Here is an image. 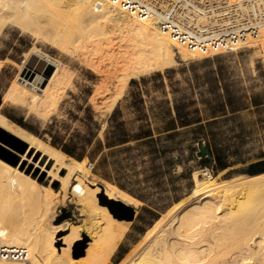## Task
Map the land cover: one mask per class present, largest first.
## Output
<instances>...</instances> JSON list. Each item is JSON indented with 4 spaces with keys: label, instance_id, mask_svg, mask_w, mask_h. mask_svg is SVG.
<instances>
[{
    "label": "bare ground",
    "instance_id": "1",
    "mask_svg": "<svg viewBox=\"0 0 264 264\" xmlns=\"http://www.w3.org/2000/svg\"><path fill=\"white\" fill-rule=\"evenodd\" d=\"M244 1L239 0L240 4ZM206 13L189 16V25L200 29L214 25V20L209 24L202 19ZM251 16V21L256 22L264 17V0H254ZM242 22L239 18L234 25ZM7 24L27 29L36 40L50 44L62 56L100 75L101 87H111L113 91L108 110L130 79L174 62L175 52L182 59L194 58L182 47L173 51L169 38L106 0H0V35ZM248 44L259 45L264 62V35ZM29 48L18 66L22 75L6 88L3 99L28 111L40 109L45 119L58 106L72 74L61 60L51 58L38 47ZM32 56L43 61L42 67L28 68ZM0 128L27 144L20 166L0 159V193L6 194L0 199L1 242L24 247L28 264H107L133 221L139 200L112 184L103 186L88 180L91 172L84 160L43 145L1 112ZM0 145L9 148L1 140ZM28 154L44 156L47 163L51 162L50 166H39L50 177L48 185L36 179L38 170L35 176L30 175L23 162L28 160ZM198 172L192 174L194 185L185 200L150 231L125 264H264V171L225 179L209 174L199 179ZM53 181L59 183L58 190L50 185ZM70 185L72 192H77V209L92 215L89 231L82 237L81 224L52 222L55 206L65 199ZM10 195L19 198L15 199L18 203L32 199L39 208L34 212L15 210ZM119 202L132 209L128 219L114 215ZM107 238L110 244L102 248ZM80 250L82 255L73 256Z\"/></svg>",
    "mask_w": 264,
    "mask_h": 264
},
{
    "label": "rangeland",
    "instance_id": "2",
    "mask_svg": "<svg viewBox=\"0 0 264 264\" xmlns=\"http://www.w3.org/2000/svg\"><path fill=\"white\" fill-rule=\"evenodd\" d=\"M7 25L0 35V112L45 146L62 151L52 146L50 141L55 140L63 144L70 140L82 145L86 139L92 137V143L85 145L86 151H89L97 139H103L109 124V115L114 108L119 111L115 115L116 120L110 122L109 129L114 130L115 123L123 121L127 131H137L138 125L144 121L136 120V93H140L144 101L152 128L161 125L156 121L160 110L168 107L173 114V105L176 102L185 103L189 110L196 109L204 118L200 123L178 128V134L169 141H157L158 146L165 143L172 150L160 158L161 167L156 180L144 177L143 170L145 166H149V162H143L148 157L147 147L143 145L133 149L134 154H141L139 158L129 157L122 161V176L109 164L112 176L120 177L124 185L141 199L132 195L139 200L135 217L107 264H125V261L132 257L152 230L185 200L194 185V171H199V179L207 174L215 179H225L264 171V62L259 45L248 44L236 51L212 57L182 59L175 52L174 62L130 79L134 82L129 81L113 108L108 110L113 91L111 87H101L100 75L83 63L62 56L50 44H44V41L39 39L37 42L27 29L26 31L14 25ZM172 46L175 51L176 46ZM29 47H38L51 58L61 60L72 74L70 84L62 89L63 94L58 106L50 111L45 119L40 109L28 111L3 99L6 88L22 75L18 66ZM42 65L43 61L38 60L36 56H32L27 62L28 68ZM234 109L237 110L233 111ZM16 120L35 129L37 135L18 124ZM200 145L207 149L208 154H200ZM8 147H4L6 153L0 152V159L12 166H20L25 151L22 153ZM215 155L228 167L223 170L216 169L215 161H212L210 166L202 164L204 156L211 158ZM15 157L18 161L14 164ZM27 159L23 162L30 175L35 176L33 173L38 170L36 179L48 185L50 177L47 178L46 171L41 172L39 166H50L51 162L47 163L46 157L38 154H28ZM82 160L88 169L90 168L88 180L103 186H117L93 172L96 162H90L86 156ZM108 161H111V157H108ZM34 165L38 166L34 168ZM50 185L55 190L59 189L57 181L51 182ZM2 195L6 194L0 193V199ZM13 198L10 202L14 201L15 205L8 202L20 212H34L39 208V204L32 202V199L25 198L18 203L19 198ZM57 199H60L59 195ZM77 202V192H72L70 185L65 199L55 206L52 222L56 224L67 220L81 224L79 234L82 237V234L89 231L92 215L88 211L80 212ZM111 232L109 230V233ZM57 233L60 234L61 231ZM81 240L87 242L84 238ZM102 244V248H105L110 244V239H104ZM80 255L82 250L73 254L75 257Z\"/></svg>",
    "mask_w": 264,
    "mask_h": 264
},
{
    "label": "built area",
    "instance_id": "3",
    "mask_svg": "<svg viewBox=\"0 0 264 264\" xmlns=\"http://www.w3.org/2000/svg\"><path fill=\"white\" fill-rule=\"evenodd\" d=\"M122 13L149 23L176 47L194 54L193 57H212L236 51L264 35V17L251 21L254 0H106ZM211 24L208 29L189 25L190 17L201 16ZM242 23L234 25L237 19ZM181 21L186 25L182 27ZM24 247L7 246L0 240V262L28 264Z\"/></svg>",
    "mask_w": 264,
    "mask_h": 264
},
{
    "label": "trees",
    "instance_id": "4",
    "mask_svg": "<svg viewBox=\"0 0 264 264\" xmlns=\"http://www.w3.org/2000/svg\"><path fill=\"white\" fill-rule=\"evenodd\" d=\"M171 41V40H170ZM171 44H174L171 41ZM134 82L133 80L130 81ZM143 99L140 93L135 94L134 105L137 110L136 120L144 121L138 125L137 131L130 133L124 126V122H116L115 129L110 130V122L116 120V114L118 109L114 108L109 115L107 128L104 131L103 139H97L93 147L86 151L85 145L92 143V137L86 139V142L82 145H78L76 142L68 141L66 143H58L55 140H51L50 144L69 156L75 158L76 160H82L85 156L90 162H96L93 172L103 179L117 185L121 189H124L131 195L138 199H141L139 195L134 193L131 189H128L124 183L121 181L120 177L114 178L109 169V164L113 166V170L122 176L123 166L122 161L129 157L139 158L141 154H134L133 149L138 148L139 145L147 147L146 153L148 155L147 159L143 162H149V166H145L144 177L149 179H157L159 170L161 167L160 158L163 155L172 150L171 147L165 143L160 146L157 145V141H169L178 134L177 129L186 127L192 124L200 123L204 118L197 113V110L187 109V105L183 102H176L173 105L174 113L170 108H162L160 113L157 115V122L161 125L152 128L150 122L148 121V115L145 111ZM237 109H234L235 111ZM153 114V117L156 118ZM18 124L26 127L29 131L37 135V131L32 127H28L16 120ZM156 135V136H155ZM134 142V145H129L128 143ZM108 157H111V161H108ZM215 161L216 169L223 170L228 167V165L222 161L218 156L208 157L204 156L201 161L204 166H210L211 162Z\"/></svg>",
    "mask_w": 264,
    "mask_h": 264
},
{
    "label": "water",
    "instance_id": "5",
    "mask_svg": "<svg viewBox=\"0 0 264 264\" xmlns=\"http://www.w3.org/2000/svg\"><path fill=\"white\" fill-rule=\"evenodd\" d=\"M50 70L51 69L49 68L46 71L45 76H48V74L50 73ZM0 140L3 141L4 143H6L8 146L17 149L20 152L24 151L25 146H26L25 143L21 142L17 137L6 132L2 128H0ZM0 152L6 153L7 150H5V148L2 145H0ZM200 154L201 155L208 154L207 149L204 148L202 145H200ZM17 161H18V158L15 157L14 164ZM113 213L118 218L128 219L130 217V215L132 214V209L129 206L119 202V203H116V207L114 208Z\"/></svg>",
    "mask_w": 264,
    "mask_h": 264
}]
</instances>
